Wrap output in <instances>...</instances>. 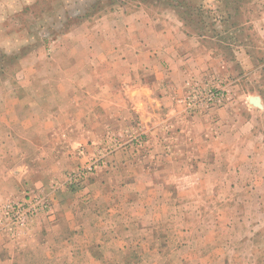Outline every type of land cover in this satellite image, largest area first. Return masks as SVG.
Returning a JSON list of instances; mask_svg holds the SVG:
<instances>
[{
  "label": "rangeland",
  "instance_id": "374dc122",
  "mask_svg": "<svg viewBox=\"0 0 264 264\" xmlns=\"http://www.w3.org/2000/svg\"><path fill=\"white\" fill-rule=\"evenodd\" d=\"M111 28L184 38L191 62L201 65L186 78L179 100L188 117H205L220 107L186 108L194 88L202 94L222 90L226 97L229 92L235 102L244 97L239 110L248 93L264 94L256 80L241 83L232 70L264 63V0H0V126H17L11 128L23 136L19 127L41 123L42 133L26 132L27 140L32 134L43 137L46 126L56 130L59 148L68 144L66 165L54 172L56 164L48 160L52 177L44 185L1 205L0 215L7 204L44 198L51 209L14 238L0 234V259L11 257L4 264H264L263 114L252 116L255 128L242 150L243 167L232 165L225 178L215 180L201 170L196 175L190 165L186 174L174 165L147 173L151 161L166 158L167 149L156 145L138 120L92 141L82 129L70 136L61 130L71 108L81 110L70 101L81 94L80 81L73 87L66 77L74 63L101 56L91 54L88 45L99 46L95 34ZM166 92L175 94L172 88ZM27 152L29 160L40 155L33 148ZM91 165L96 168L87 172Z\"/></svg>",
  "mask_w": 264,
  "mask_h": 264
},
{
  "label": "crops",
  "instance_id": "0c3cea01",
  "mask_svg": "<svg viewBox=\"0 0 264 264\" xmlns=\"http://www.w3.org/2000/svg\"><path fill=\"white\" fill-rule=\"evenodd\" d=\"M99 31V35L95 34L99 46L89 43L87 50L101 56L81 62V66L74 63V71L66 77V83L73 87L80 81L81 94L79 97L72 95L70 101L81 110L71 108V116H67L65 128L61 129L65 134L70 136L82 129L81 132H87V141H92L98 139V134L123 130L138 120L143 132L156 145L160 142L159 145L164 144L163 148L167 149L163 161L158 157L155 163L150 162V170H146L149 174L163 172L169 165L186 174V167L190 165L196 175L201 176V170L204 177L215 180L217 176L225 178L232 165L243 167L242 150L249 147V134L255 128L252 116L264 115L263 93H248L245 108L239 110L238 101L244 97L235 102L234 96L228 92L224 103L208 116L188 117L179 100L187 91L186 78L201 65L196 63L195 57V63L191 62L184 38L179 36L173 41L169 34L158 31L151 35L142 30L118 28ZM238 66L232 70L236 69L234 73L241 75V83L250 77L259 87H264V63L258 62L252 68L243 64ZM169 88L174 90V95L166 92ZM39 117L43 115L39 114ZM11 127L14 126L7 123L0 126V207L8 199H18L25 191H33L36 184L44 185L52 177L51 170L46 167L48 160L52 161L51 166L56 164L54 172L56 168H62L63 163H68L63 154L68 144L59 148L53 127L44 126V136L40 138V134H32L30 140L25 137L26 132L37 129L40 133L41 123L25 127L27 131L19 127L23 136L15 134ZM48 143L49 148L45 146ZM32 148L40 155L35 154L34 159L29 160L27 150ZM31 164L36 165V171ZM215 167L222 170L220 174L219 171L213 172ZM8 258L11 257L0 259V264L10 262ZM17 258L13 256L11 262H16Z\"/></svg>",
  "mask_w": 264,
  "mask_h": 264
},
{
  "label": "built area",
  "instance_id": "2783aa9c",
  "mask_svg": "<svg viewBox=\"0 0 264 264\" xmlns=\"http://www.w3.org/2000/svg\"><path fill=\"white\" fill-rule=\"evenodd\" d=\"M226 100L225 91L209 90L202 94L194 88L184 100L186 108H201L203 106H221ZM94 165L87 167V172L95 169ZM50 205L44 198H31L25 202L10 203L2 207L0 215V234L14 238L31 226L34 220L50 212Z\"/></svg>",
  "mask_w": 264,
  "mask_h": 264
},
{
  "label": "trees",
  "instance_id": "16d2710c",
  "mask_svg": "<svg viewBox=\"0 0 264 264\" xmlns=\"http://www.w3.org/2000/svg\"><path fill=\"white\" fill-rule=\"evenodd\" d=\"M72 190L74 191L75 190V188L72 186Z\"/></svg>",
  "mask_w": 264,
  "mask_h": 264
}]
</instances>
